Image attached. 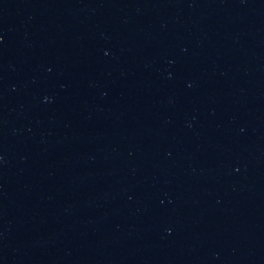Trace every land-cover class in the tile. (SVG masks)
<instances>
[{
	"label": "water",
	"instance_id": "obj_1",
	"mask_svg": "<svg viewBox=\"0 0 264 264\" xmlns=\"http://www.w3.org/2000/svg\"><path fill=\"white\" fill-rule=\"evenodd\" d=\"M0 264H264V0H0Z\"/></svg>",
	"mask_w": 264,
	"mask_h": 264
}]
</instances>
